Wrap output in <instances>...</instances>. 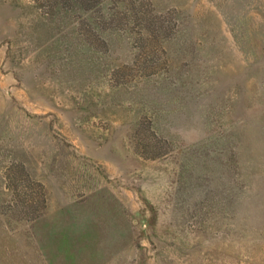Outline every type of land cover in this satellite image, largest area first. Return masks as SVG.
Listing matches in <instances>:
<instances>
[{
  "label": "rangeland",
  "instance_id": "obj_1",
  "mask_svg": "<svg viewBox=\"0 0 264 264\" xmlns=\"http://www.w3.org/2000/svg\"><path fill=\"white\" fill-rule=\"evenodd\" d=\"M0 264H264V0H0Z\"/></svg>",
  "mask_w": 264,
  "mask_h": 264
}]
</instances>
